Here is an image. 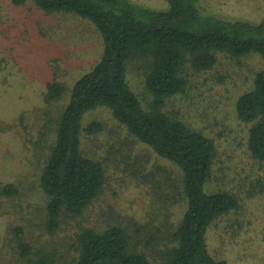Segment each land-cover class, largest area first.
<instances>
[{
  "label": "trees",
  "instance_id": "trees-1",
  "mask_svg": "<svg viewBox=\"0 0 264 264\" xmlns=\"http://www.w3.org/2000/svg\"><path fill=\"white\" fill-rule=\"evenodd\" d=\"M11 1L17 6L31 1L46 13H73L91 22L101 38V52L90 68L69 88L53 79L44 95L47 104L62 106L56 123L49 122L53 139L35 155L37 185L46 199L37 212H43L50 234L65 236L57 235L48 248H35L25 240L23 226L9 224L7 240L12 232L19 259L26 264H228L209 249L208 235L244 200L225 186L211 188L215 140L168 103L187 92L193 72L213 69L220 55L256 54L264 62V16L223 18L203 13L196 0H166L163 9L135 6L131 0ZM132 66L143 74L148 98L141 99L130 85ZM100 107L134 143L171 166H158L162 178L152 174L153 193L140 215L109 207L97 212L91 225L89 208L104 192L108 171L103 160L86 153L83 140L104 128L95 117L85 122ZM235 110L250 123V156L264 164V66L255 72L252 87L237 97ZM20 191L18 184L7 183L0 194L14 198ZM70 225L74 231L65 233Z\"/></svg>",
  "mask_w": 264,
  "mask_h": 264
},
{
  "label": "rangeland",
  "instance_id": "rangeland-1",
  "mask_svg": "<svg viewBox=\"0 0 264 264\" xmlns=\"http://www.w3.org/2000/svg\"><path fill=\"white\" fill-rule=\"evenodd\" d=\"M131 1L145 8L166 7V0ZM195 5L203 13L223 18L256 21L264 16V0H196ZM100 52V35L88 20L68 12H43L31 1L17 6L0 0V190L7 183L21 188L14 198L0 194V264H26L19 259L12 232L7 240L9 224L23 226L25 240L35 248H48L57 235L65 236L50 234L43 212H37V204L46 199L37 185L35 155L53 139L49 122L54 119L56 123L62 106L47 104L44 95L53 79L71 87ZM263 66L256 54L239 59L220 55L213 69L193 72L187 92L168 103L178 106L182 118L215 140L218 157L211 188L225 186L244 200L240 210L218 222L208 235L209 249L228 264H264V164L250 156V123L240 120L235 110L237 97L252 87L255 72ZM127 78L141 99L149 97L141 72L132 66ZM94 117L103 120L104 128L86 137L83 147L104 161L108 181L89 208L88 223L95 224L97 212L109 207L140 215L153 193L152 174L162 178L158 166L171 163L134 143L109 110L95 109L85 122ZM175 210L180 212V207ZM69 228L65 233L75 229Z\"/></svg>",
  "mask_w": 264,
  "mask_h": 264
}]
</instances>
